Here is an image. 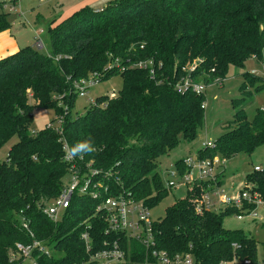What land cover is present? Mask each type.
I'll return each mask as SVG.
<instances>
[{"label": "trees", "instance_id": "trees-1", "mask_svg": "<svg viewBox=\"0 0 264 264\" xmlns=\"http://www.w3.org/2000/svg\"><path fill=\"white\" fill-rule=\"evenodd\" d=\"M14 22L10 14L0 13V33ZM47 33L48 55L26 45L0 59V148L14 136L19 138L7 159L0 161L1 264L9 263L18 242L33 240L22 226L24 218L35 237L53 249L51 256H40L38 264L86 259L80 238L85 220L92 226L94 250L105 240L120 237L106 233V222L94 214V202L85 197L73 198L61 222L44 213L62 192L70 165L56 131L47 126L31 131L30 99L61 114L65 110L60 102L68 104L63 131L70 146L90 140L95 151L83 157L93 160L94 167L118 171L126 190L152 208L167 192L158 171L159 158L182 141H194L204 121L205 94L177 92L182 67L201 58L195 79L209 85L216 78L225 79L231 66L245 67L249 59L264 64V0H112L101 11L86 5L67 18L51 20ZM115 60L121 65L147 61L155 73L138 67L106 71ZM94 73L100 74V81L121 74L123 88L114 97H98L86 115L78 116L73 113L75 82ZM243 75L251 82L263 81L249 72ZM261 89L263 84L256 91ZM231 123L215 147L198 151L199 158L228 159L264 144L262 110L249 120L240 109ZM176 166L180 175L189 169L184 159ZM217 175L222 186L224 174ZM209 184L188 185V196L177 199L155 221L158 248L171 255L191 253L197 264H217L234 255L254 257L257 240L243 230L224 227L225 218L242 209L196 210ZM246 184H254L264 199V172L255 170Z\"/></svg>", "mask_w": 264, "mask_h": 264}, {"label": "built area", "instance_id": "built-area-1", "mask_svg": "<svg viewBox=\"0 0 264 264\" xmlns=\"http://www.w3.org/2000/svg\"><path fill=\"white\" fill-rule=\"evenodd\" d=\"M2 12L25 17L21 0H0V13ZM37 35L36 46L42 48L45 46L44 41L39 33ZM201 61V58H197L182 67L181 77L176 84L178 93L191 91L197 95L203 94L204 83L195 79V72L199 70ZM149 64L151 63L147 61H138L121 65L118 60H115L105 70L109 71L117 67L119 72H123L137 67L148 68ZM148 69L153 76L154 69ZM99 81V73L77 80L75 87L78 95L85 96L88 89ZM115 95L110 94L109 96L114 97ZM60 104L63 106L66 116L69 106L63 102ZM203 107L205 108V102ZM64 114L58 116L56 122L51 121L46 126L59 134L64 160L70 165L66 174L70 177V181L64 182L62 192L44 207V213L55 223L61 222L67 215L73 198L75 196L85 197L94 202V214H100L106 222V233H115L120 236L115 240H105L104 246L94 250L93 238L90 233L92 226L88 220H85L80 238L83 241L87 257L80 263L74 264H197L191 253L171 255L166 250L158 248L154 229L156 220L151 217V208L143 199L137 198L126 190L120 176H118V171L97 168L94 167L93 160L87 161L83 156L71 157L69 155L71 146L63 131ZM215 145L216 143L212 142L205 144V146L212 148ZM219 158V156H215L212 159H202L197 156L184 159V163L189 169L181 175L183 184L188 186L198 181L210 182L209 189L203 195L202 200L196 204V210L202 212L205 209L218 210L219 206L235 207L242 209L241 213H236L238 219L245 217L252 218L253 221L258 218L264 219V215L259 212V209L264 205V199L254 184H245L243 189H234L229 193L218 185L219 177L215 171V165L221 164ZM255 170L264 172L260 166H255ZM170 175L172 178L168 180V186H177L179 182L175 177L180 174L175 171ZM251 206L254 207L251 208ZM22 226L31 234L33 240L27 244L18 242L15 252L10 255L8 264H38L37 260L40 256H51L52 247L35 237L30 221L24 218ZM233 246L235 249L238 248L237 243H233ZM142 249H144L143 254ZM217 264H264V257L259 259L256 250L254 257L234 255L230 259H222Z\"/></svg>", "mask_w": 264, "mask_h": 264}, {"label": "rangeland", "instance_id": "rangeland-1", "mask_svg": "<svg viewBox=\"0 0 264 264\" xmlns=\"http://www.w3.org/2000/svg\"><path fill=\"white\" fill-rule=\"evenodd\" d=\"M104 1H107L106 4H102ZM110 1L21 0L25 17L11 13V18L15 22L8 30L15 36L20 48L26 45L36 46L37 34L39 33L45 46L38 49L44 55H48V22L55 19L62 20L67 18L86 5H89L94 11H101ZM245 72L260 77L263 81L251 82V78L246 79L243 75ZM123 83L121 74H116L108 79L99 81L96 85L89 88L85 96L75 95L73 113L78 116L86 115L88 110L95 105L98 97L119 94L123 88ZM259 84H263V89L256 91L257 87L260 86ZM203 94H205L204 121L199 127L197 138L192 142L182 141L178 147L162 155L158 160V171L164 186L167 188V192L151 208L153 220L163 218L167 207L172 205L177 199L188 196V186L181 182V175L175 177L177 182H179L177 186H168V180L172 178L170 174L177 171L176 162L178 160L197 157L198 151L204 148L206 143L212 142L215 144L223 133L227 131L226 126L234 121V116L238 110L243 109L249 120L255 119L258 110L263 111L264 64L258 59L253 58L246 62L245 67L231 66L226 78L223 80L216 78L209 82V85H205ZM30 104L34 106L32 110L33 121L30 127L32 132H39L51 121L56 122L57 117L61 114L57 113L54 108L37 106L33 98L30 99ZM231 124L232 126L235 125V123ZM18 140V136H14L0 148V161L7 159L9 150ZM219 159L221 160V164L215 165V171L216 173L224 174L222 188L228 193L233 189H243L247 176L255 171V166H260L264 169V144L258 146L252 153L240 152L231 158L225 159L220 157ZM69 181L70 177L65 176L64 182L68 183ZM226 207L219 206V209ZM259 212L261 215H264V205L259 209ZM263 222V218L253 221L249 217L238 219L236 214H232L225 218L224 227L232 232L243 230L246 234L253 236L258 242L257 256L259 259H262L264 257Z\"/></svg>", "mask_w": 264, "mask_h": 264}, {"label": "crops", "instance_id": "crops-1", "mask_svg": "<svg viewBox=\"0 0 264 264\" xmlns=\"http://www.w3.org/2000/svg\"><path fill=\"white\" fill-rule=\"evenodd\" d=\"M106 2L107 1H104L102 2V4H106ZM19 48L20 47L18 45V42L16 41L15 36L10 30H6L0 33V59L15 53Z\"/></svg>", "mask_w": 264, "mask_h": 264}, {"label": "clouds", "instance_id": "clouds-1", "mask_svg": "<svg viewBox=\"0 0 264 264\" xmlns=\"http://www.w3.org/2000/svg\"><path fill=\"white\" fill-rule=\"evenodd\" d=\"M95 151L94 145L90 140H83L75 144L69 150L71 157H82L85 154H89Z\"/></svg>", "mask_w": 264, "mask_h": 264}]
</instances>
